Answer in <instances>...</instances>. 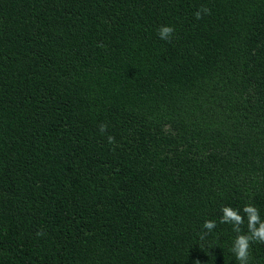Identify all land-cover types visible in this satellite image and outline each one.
I'll list each match as a JSON object with an SVG mask.
<instances>
[{
	"label": "trees",
	"instance_id": "1",
	"mask_svg": "<svg viewBox=\"0 0 264 264\" xmlns=\"http://www.w3.org/2000/svg\"><path fill=\"white\" fill-rule=\"evenodd\" d=\"M246 203L264 0H0V264H238L219 219Z\"/></svg>",
	"mask_w": 264,
	"mask_h": 264
},
{
	"label": "clouds",
	"instance_id": "2",
	"mask_svg": "<svg viewBox=\"0 0 264 264\" xmlns=\"http://www.w3.org/2000/svg\"><path fill=\"white\" fill-rule=\"evenodd\" d=\"M210 9L201 6L195 13L196 19H202L204 15H209ZM175 33L173 25H161L157 29V34L160 40L170 43ZM101 132H105L108 125L101 124ZM108 142L114 143V137L108 136ZM222 215L219 219L220 224H229L232 226V231L236 233L230 251L235 256L238 264H250L251 249L255 243L264 244V219L261 218L260 210L253 203H246L242 210L231 206H224L221 209ZM243 213V214H241ZM247 221L246 231L242 227ZM217 227L215 220H206L203 224V229L206 230L201 236L206 235ZM37 235H43V232H38Z\"/></svg>",
	"mask_w": 264,
	"mask_h": 264
}]
</instances>
